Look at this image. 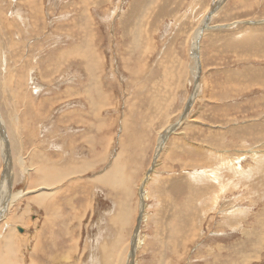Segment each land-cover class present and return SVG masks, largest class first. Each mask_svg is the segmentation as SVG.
<instances>
[{"label": "rangeland", "instance_id": "obj_1", "mask_svg": "<svg viewBox=\"0 0 264 264\" xmlns=\"http://www.w3.org/2000/svg\"><path fill=\"white\" fill-rule=\"evenodd\" d=\"M0 118L12 264H264V0H0Z\"/></svg>", "mask_w": 264, "mask_h": 264}, {"label": "bare ground", "instance_id": "obj_2", "mask_svg": "<svg viewBox=\"0 0 264 264\" xmlns=\"http://www.w3.org/2000/svg\"><path fill=\"white\" fill-rule=\"evenodd\" d=\"M202 29V28H201ZM201 29H199L198 30V35L197 36H199L200 35V33H201ZM196 38V37H195ZM201 38H202V36H201ZM195 48H196V46H195ZM194 56H195V59H196V61H198L199 60V58H201V57H197L195 54H194ZM2 120H1V118H0V132H1V128H2ZM173 127V126H172ZM1 135H3V134H1ZM1 137V136H0ZM4 137V136H3ZM2 137V138H3ZM5 138H6V136H5ZM166 138V137H165ZM4 141V140H3ZM121 141V140H120ZM6 143V142H5ZM6 145V144H5ZM3 146V149L4 148H6L4 145H2ZM5 153V152H4ZM156 154V153H155ZM12 154H10V156H11ZM8 156V155H7ZM107 156V155H106ZM8 160H11V159H8ZM71 165V164H70ZM45 167H40L39 168V174H38V178L40 179V180H42L43 181V186H45V187H49V186H52V185H54L55 183H57V182H59V181H61V179H63L64 177H65V174H64V172H63V175H62V172L57 168V166H56V168H53V167H49V166H52V165H50L49 163H48V165L47 164H45L44 165ZM48 166V167H47ZM69 166V165H68ZM73 166V165H72ZM39 167V166H38ZM62 167V166H61ZM60 167V168H61ZM67 167V166H66ZM112 167V166H111ZM110 167V169L108 170V172H110L107 176H105V177H108V178H104V176H103V178L105 179V181L106 182H108V181H112V182H114L115 180H117L118 181V173L121 171L120 170V168H121V166H120V162H116V164H115V166H113L112 168ZM68 168V167H67ZM69 168H71L72 169V167H70L69 166ZM74 168H76V166L75 167H73V169ZM62 169V168H61ZM64 169H65V166H64ZM70 169V170H71ZM72 169V170H73ZM63 170V169H62ZM68 169H66V171H67ZM75 170L76 169H74V172H75ZM78 170V169H77ZM73 171H71L70 173H72ZM77 172V171H76ZM8 173V170H6V172H5V174H7ZM66 173V172H65ZM69 170L67 171V174H68V176H69ZM105 173V172H104ZM122 171H121V175H122ZM74 174V173H73ZM107 174V173H106ZM106 174H104V175H106ZM72 175V174H71ZM101 175H103V173L101 174ZM120 175V174H119ZM8 176V175H7ZM67 176V177H68ZM122 178H124L125 179V176L124 177H122ZM123 179V180H124ZM122 179H120L119 178V182L121 181ZM4 181V180H3ZM6 182V181H5ZM5 182L1 185V187H2V190H3V185L5 186ZM9 182V181H8ZM40 182V181H39ZM112 182H110V183H112ZM116 182V181H115ZM122 182V181H121ZM37 183V182H36ZM39 184V183H38ZM95 184V183H94ZM40 185V184H39ZM41 185V189L43 190V186ZM112 185V184H111ZM38 186V185H37ZM37 189V188H36ZM35 189V190H36ZM50 189V188H49ZM45 190V189H44ZM37 191H39V190H37ZM44 192V191H43ZM40 193V192H39ZM38 193V194H39ZM44 193H46V192H44ZM44 193H41L42 194V196L41 197H38L39 198V200L40 199H43V201L45 200L44 198H45V195H43ZM113 193V192H112ZM48 194V193H47ZM12 194H10V196H11ZM49 195V194H48ZM9 196V195H8ZM39 196H40V194H39ZM13 197H14V195L13 196H11L10 197V199L13 201ZM9 199V200H10ZM34 200H36V198H34ZM126 201V200H125ZM124 201V202H125ZM46 202V201H45ZM37 203H38V201H37ZM42 203V202H41ZM124 205V204H123ZM121 206H122V204H121ZM125 215V214H124ZM3 217V216H2ZM125 217V216H124ZM124 217H122V219L124 218ZM52 222H53V218H52V216H50V218H49ZM0 220H1V216H0ZM123 222V221H122ZM18 228H19V226H18ZM50 232V231H49ZM44 236V235H43ZM53 236H55L54 235V231L50 234V237L47 239V241H46V246H49V239H51V244H53ZM7 237V236H6ZM11 239H13L12 238V235H11V237H10ZM56 238V237H55ZM120 238H121V236H120ZM120 238L118 239V240H120ZM11 239H8V241L5 243H3V244H1L0 245V264H12L13 263V261L11 262V260L13 259V257H15V244L13 243V242H15V241H13V240H11ZM133 245V244H132ZM123 250V249H122ZM114 251V249H112V251H110V252H113ZM110 252H108V255L110 256L111 254H110ZM114 254V253H113ZM114 255H112V257H113ZM106 257H108L107 256V253H106ZM121 257V256H120ZM119 259V258H118ZM16 262V261H15ZM59 262H61V261H59ZM107 263L108 264H110V258L108 259V261H107ZM15 264V263H14ZM51 264V263H50ZM57 264V263H56ZM113 264V263H112ZM119 264H120V262H119Z\"/></svg>", "mask_w": 264, "mask_h": 264}]
</instances>
